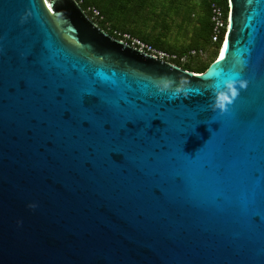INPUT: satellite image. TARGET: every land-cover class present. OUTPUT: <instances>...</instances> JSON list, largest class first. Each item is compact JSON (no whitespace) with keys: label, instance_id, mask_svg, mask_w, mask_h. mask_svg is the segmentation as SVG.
I'll use <instances>...</instances> for the list:
<instances>
[{"label":"water","instance_id":"obj_1","mask_svg":"<svg viewBox=\"0 0 264 264\" xmlns=\"http://www.w3.org/2000/svg\"><path fill=\"white\" fill-rule=\"evenodd\" d=\"M226 1L195 75L76 0H0V264H264V0Z\"/></svg>","mask_w":264,"mask_h":264},{"label":"trees","instance_id":"obj_2","mask_svg":"<svg viewBox=\"0 0 264 264\" xmlns=\"http://www.w3.org/2000/svg\"><path fill=\"white\" fill-rule=\"evenodd\" d=\"M78 1V0H77ZM82 9L86 6L95 7L102 17L100 20H95V23L104 31L114 36V31L119 32H127L130 33L141 40L152 44L153 46L163 49L168 52L176 53L181 55L187 52L190 49H198L201 48V43L210 44L209 42V34H210V23H209V6L210 3H216L224 8H227L226 0H172V4L175 7V10L178 12L183 10L184 16L182 24L179 25L181 31H183L184 35L186 31L189 33L191 38V45L186 50L178 51L176 48L167 46L164 41L159 40V37L153 38L151 32L146 33L141 25V21L139 18L142 17L141 12L147 7L148 0H81ZM108 7L110 8L117 7L121 15L116 16L117 22L112 24V28L107 26L109 18L107 16ZM128 19H133L132 24L133 27L128 26ZM140 22V23H139ZM211 45V44H210ZM204 51V50H203ZM216 55L213 57V60L210 61L207 65L203 67H197L192 62V59L187 61L184 64L178 65V67L193 72L201 74L213 61ZM194 65H193V64Z\"/></svg>","mask_w":264,"mask_h":264},{"label":"rangeland","instance_id":"obj_3","mask_svg":"<svg viewBox=\"0 0 264 264\" xmlns=\"http://www.w3.org/2000/svg\"><path fill=\"white\" fill-rule=\"evenodd\" d=\"M118 14L120 16L121 12L117 7L110 8V10L108 7V27L112 28V24L117 22L116 16ZM141 15L143 16L139 18V21H141L144 31L146 33L151 32L153 38L159 37V40L164 41L167 46L176 48L180 52L186 50L192 44L189 33L186 31L184 35L181 28H179L183 21L184 12L183 10L179 12L175 10L172 0H148L147 7L141 12ZM127 21V25L133 27V19H128ZM200 47L203 48L206 54L202 58H192V62L197 67L207 65L215 56L214 49L210 44L201 43ZM219 55L216 56L217 59Z\"/></svg>","mask_w":264,"mask_h":264},{"label":"built area","instance_id":"obj_4","mask_svg":"<svg viewBox=\"0 0 264 264\" xmlns=\"http://www.w3.org/2000/svg\"><path fill=\"white\" fill-rule=\"evenodd\" d=\"M77 1V0H76ZM78 4L81 7L82 1L78 0ZM82 8V7H81ZM83 11L86 15L90 17L94 22L95 20L102 19L100 12L93 6H86ZM228 20H229V10L228 4L227 8H224L216 3H210L209 6V23H210V34H209V42L214 49L215 55L219 53L221 50L228 29ZM115 39L124 42L130 47L139 50L146 55H149L155 59H159L165 61L169 64L178 66L186 63L193 57L202 58L205 56V51L198 49H190L187 52L178 55L176 53L168 52L163 49L157 48L152 44H149L140 38L127 33V32H119L114 31ZM216 58V57H215Z\"/></svg>","mask_w":264,"mask_h":264},{"label":"clouds","instance_id":"obj_5","mask_svg":"<svg viewBox=\"0 0 264 264\" xmlns=\"http://www.w3.org/2000/svg\"><path fill=\"white\" fill-rule=\"evenodd\" d=\"M247 80H235V79H225L221 85H217L214 91V104L213 109H218L220 113H227L229 111V106L233 105L234 101L240 95V89H247Z\"/></svg>","mask_w":264,"mask_h":264},{"label":"bare ground","instance_id":"obj_6","mask_svg":"<svg viewBox=\"0 0 264 264\" xmlns=\"http://www.w3.org/2000/svg\"><path fill=\"white\" fill-rule=\"evenodd\" d=\"M222 48H223V47H222ZM220 56H221V52H220L219 58H220ZM219 58H218V59H219ZM218 59H217V60H218ZM194 74H195V75H200V74H198V73H194Z\"/></svg>","mask_w":264,"mask_h":264},{"label":"flooded vegetation","instance_id":"obj_7","mask_svg":"<svg viewBox=\"0 0 264 264\" xmlns=\"http://www.w3.org/2000/svg\"><path fill=\"white\" fill-rule=\"evenodd\" d=\"M99 27V26H98ZM109 34V33H108ZM112 36V35H111ZM113 37V36H112Z\"/></svg>","mask_w":264,"mask_h":264},{"label":"snow or ice","instance_id":"obj_8","mask_svg":"<svg viewBox=\"0 0 264 264\" xmlns=\"http://www.w3.org/2000/svg\"><path fill=\"white\" fill-rule=\"evenodd\" d=\"M223 58V57H222Z\"/></svg>","mask_w":264,"mask_h":264}]
</instances>
